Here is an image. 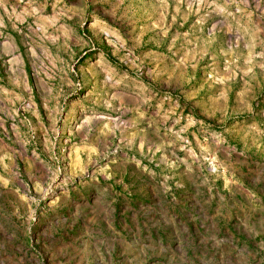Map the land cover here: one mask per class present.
Instances as JSON below:
<instances>
[{"label":"rangeland","instance_id":"rangeland-1","mask_svg":"<svg viewBox=\"0 0 264 264\" xmlns=\"http://www.w3.org/2000/svg\"><path fill=\"white\" fill-rule=\"evenodd\" d=\"M0 264H264V0H0Z\"/></svg>","mask_w":264,"mask_h":264}]
</instances>
